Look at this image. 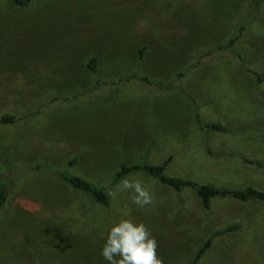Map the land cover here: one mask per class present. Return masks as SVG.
<instances>
[{
    "label": "rangeland",
    "instance_id": "obj_1",
    "mask_svg": "<svg viewBox=\"0 0 264 264\" xmlns=\"http://www.w3.org/2000/svg\"><path fill=\"white\" fill-rule=\"evenodd\" d=\"M4 115L0 264H107L123 219L147 226L163 264H192L209 239L198 264H264V199L205 209L191 188L146 181L139 210L113 182L123 163L170 159L166 176L264 193V0H0Z\"/></svg>",
    "mask_w": 264,
    "mask_h": 264
},
{
    "label": "trees",
    "instance_id": "obj_2",
    "mask_svg": "<svg viewBox=\"0 0 264 264\" xmlns=\"http://www.w3.org/2000/svg\"><path fill=\"white\" fill-rule=\"evenodd\" d=\"M12 1L16 6H20V7H25L30 2V0H12ZM233 44H234V40H231L228 45L218 47V50H228V49L232 50L231 48ZM88 68L91 71L95 72L96 59L93 58L89 61ZM13 122H14L13 117L5 116V115L0 120V123L2 124L4 123L9 124ZM203 129H208L210 131H215V132H224V128L218 124H211L205 127L202 126V130ZM169 162L170 159L167 160L165 164L159 166H153V165L127 166L123 163L121 165L120 171L117 173L113 182L114 184H116L118 180L124 178L125 176L131 173L144 172L178 191H180L182 188L185 187L195 190V192L201 199L202 205L204 206L205 209H210L212 200L218 197L234 198L243 202L249 201L251 199H258V200L264 199V193L252 187L246 189L218 188L212 184H199L191 180L166 176L165 169ZM59 177L64 181L70 183V185L74 189L89 194L95 202L101 203L105 206L109 205V196L106 189L97 187L79 177L69 176L64 173L59 174ZM2 179H3V174L0 166V210L5 205L6 197H7V187ZM235 230H237V227L228 228L223 233H229ZM210 245H211V239L206 241L204 245L200 247L201 249L198 251L196 258L192 264H198L200 259L208 251Z\"/></svg>",
    "mask_w": 264,
    "mask_h": 264
},
{
    "label": "clouds",
    "instance_id": "obj_3",
    "mask_svg": "<svg viewBox=\"0 0 264 264\" xmlns=\"http://www.w3.org/2000/svg\"><path fill=\"white\" fill-rule=\"evenodd\" d=\"M118 190L132 193L131 202L139 207L153 203L151 193L138 179H123ZM117 191L109 195L115 198ZM157 248L156 239L144 223L123 219L108 230L100 255L107 264H163Z\"/></svg>",
    "mask_w": 264,
    "mask_h": 264
},
{
    "label": "crops",
    "instance_id": "obj_4",
    "mask_svg": "<svg viewBox=\"0 0 264 264\" xmlns=\"http://www.w3.org/2000/svg\"><path fill=\"white\" fill-rule=\"evenodd\" d=\"M166 161H167V160L165 159V161L162 162L160 165L165 164ZM169 165H170V163L167 164L166 168L169 167ZM132 174H133V175H132ZM128 176H130V177H128ZM126 177H127L128 179H138V180H140L141 183H142V185H143V187H144V184H147L146 181L152 182V183H154L155 186H157V187H159V186H160V187H163V189H164V195H168V196H170V197L176 195V191H175L174 188H172L171 186H169V185H167V184L161 182L160 180H158V179H156V178H154V177L148 175L147 173H144V172H136V173H131V174L125 176L124 178H126ZM124 178L118 180V182H117L115 185H119V184L121 183V181H122ZM59 179H60V178H59ZM63 181H64V180L60 179V181H58V182L62 183ZM65 182H66V181H64L63 183H65ZM67 185H68V182H67ZM144 188H145V187H144ZM185 188H188V187H185ZM183 189H184V188H182L181 190H183ZM115 203H117V201H113V202H112V205H115ZM122 205H123V206H122ZM122 205H121V206L118 205V206H120L121 208H123V207L125 206V204H122ZM115 206H117V204H116ZM120 207H119V208H120ZM137 209L141 210V207H139V208H137ZM144 210H148V206H145V207H144ZM167 217L172 218L171 215H169V216H167Z\"/></svg>",
    "mask_w": 264,
    "mask_h": 264
}]
</instances>
